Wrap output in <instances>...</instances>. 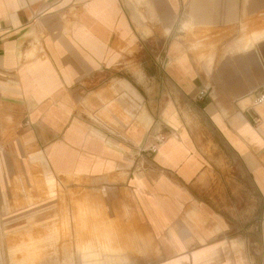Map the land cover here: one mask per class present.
<instances>
[{
  "label": "crops",
  "instance_id": "0c3cea01",
  "mask_svg": "<svg viewBox=\"0 0 264 264\" xmlns=\"http://www.w3.org/2000/svg\"><path fill=\"white\" fill-rule=\"evenodd\" d=\"M262 93L264 0H0V246L59 178L160 264H264Z\"/></svg>",
  "mask_w": 264,
  "mask_h": 264
},
{
  "label": "rangeland",
  "instance_id": "374dc122",
  "mask_svg": "<svg viewBox=\"0 0 264 264\" xmlns=\"http://www.w3.org/2000/svg\"><path fill=\"white\" fill-rule=\"evenodd\" d=\"M39 178L41 182L37 184L36 188L43 192L40 198L46 199L48 198V187L44 184V176L41 175ZM68 179L76 178L68 176ZM60 183L58 178L55 185L57 197L51 202L52 206L45 213V216L42 219H27L26 222L30 227L26 232L19 231L7 236L8 241L11 242L10 246L30 244L27 246V250L17 252L14 255V260L5 250L7 238L3 227L5 246H0V264H17V261L23 256L25 257L20 264H60L66 254L67 256L61 264H118L119 259L124 260L125 264H160L163 261L164 256L160 246H151L149 237L139 227L142 243L141 246L135 244L134 235L130 234L132 227L129 226L128 220L125 234H119L117 223L113 224L114 227L110 226V229L105 228L106 231L102 233L101 216H97L95 213L94 233L91 234L90 227H86L84 200L81 201L80 197H76L70 189L67 192L65 186L60 185ZM24 189L28 193L27 187ZM30 191L32 192V190ZM18 192L20 191L16 190V193ZM30 197L27 199L29 204H36L38 199ZM20 204L18 202L15 205L20 207ZM51 204H47V206ZM23 221L25 220L19 219L18 222ZM108 231L110 232L108 233ZM91 244L94 246H90ZM101 245H106L104 250ZM87 246H89L90 251L79 252L80 248L83 249ZM97 246H100V249H96ZM40 248L42 249L39 250ZM37 253L38 256H36ZM121 255H124L125 258L123 259ZM69 256L73 261L71 263L65 261Z\"/></svg>",
  "mask_w": 264,
  "mask_h": 264
},
{
  "label": "built area",
  "instance_id": "2783aa9c",
  "mask_svg": "<svg viewBox=\"0 0 264 264\" xmlns=\"http://www.w3.org/2000/svg\"><path fill=\"white\" fill-rule=\"evenodd\" d=\"M205 95H206L205 92L202 91L201 94H200V98H204ZM262 103H264V93L260 94L255 100V104L256 105H259V104H262ZM163 139H164V137L160 138L159 141H161ZM157 149H158V145H151L149 147V150L152 151L153 153H155L157 151Z\"/></svg>",
  "mask_w": 264,
  "mask_h": 264
}]
</instances>
